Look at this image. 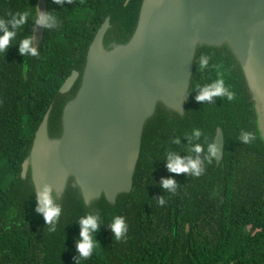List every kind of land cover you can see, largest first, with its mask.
<instances>
[{
  "label": "trees",
  "instance_id": "16d2710c",
  "mask_svg": "<svg viewBox=\"0 0 264 264\" xmlns=\"http://www.w3.org/2000/svg\"><path fill=\"white\" fill-rule=\"evenodd\" d=\"M71 0L60 7L45 0L47 11L62 21L56 30H45L39 57H22L18 46L24 35H33L32 21L0 54V264H75L78 220L99 210L103 225L123 216L129 231L115 241L107 227L97 234L93 256L80 264H264V142L258 130L254 102L241 69L229 47L200 46L197 50L191 97L181 116L159 105L144 130L142 152L130 194L112 205L105 197L86 206L78 185L71 180L58 199L63 214L55 231L36 213L35 187L29 173L22 179L35 133L50 106L51 138L62 133V113L81 79L68 95L60 87L74 70L81 74L88 48L107 17L112 28L106 42L126 43L138 23L143 0ZM38 0H0V18L14 11L36 14ZM201 53L213 56L211 75H222L238 92V101L197 103L196 85L206 81L196 63ZM225 137L224 158L206 165V173L193 178L170 174L163 156L172 138L203 130L214 142L217 129ZM241 130L255 134L250 144L239 140ZM187 146L188 141H182ZM173 176L180 185L176 194L159 186ZM166 197L165 206L158 199Z\"/></svg>",
  "mask_w": 264,
  "mask_h": 264
},
{
  "label": "water",
  "instance_id": "95a60500",
  "mask_svg": "<svg viewBox=\"0 0 264 264\" xmlns=\"http://www.w3.org/2000/svg\"><path fill=\"white\" fill-rule=\"evenodd\" d=\"M37 8L47 12L45 0ZM111 28L107 17L83 73L74 70L60 87L59 94L68 95L81 79L64 106L59 137L49 132L52 105L45 114L22 179L30 173L34 187L42 191L49 184L58 199L74 180L86 206L102 197L115 205L120 195L132 193L145 126L159 105L185 114L200 46L229 47L252 94L264 142V0H143L129 41L107 43ZM44 32H33L37 47ZM216 138L219 166L225 148L220 128Z\"/></svg>",
  "mask_w": 264,
  "mask_h": 264
},
{
  "label": "clouds",
  "instance_id": "9594fccd",
  "mask_svg": "<svg viewBox=\"0 0 264 264\" xmlns=\"http://www.w3.org/2000/svg\"><path fill=\"white\" fill-rule=\"evenodd\" d=\"M52 3L64 7L65 4H71V0H52ZM33 16L31 11H14L0 18V54L9 52L13 48L12 42L16 40L19 31L25 29V26L32 21L34 24L33 32L36 27H43L47 32L56 30L62 26V21L55 15L56 11L42 12L38 8ZM25 33V32H24ZM19 55L26 57H39L40 48L36 46L35 35H24L18 44ZM198 70L201 73H208L204 83L196 85L194 98L201 105H212L217 100H227L229 103L238 101V92L226 83L222 75L217 74L215 77L211 73L217 69L213 63V56L208 53H201L196 61ZM187 140V146L182 141ZM256 139L255 134L250 131L241 130L239 140L243 144H250ZM209 142L206 133L201 129H193L190 136L186 135L183 139L176 137L170 140L171 145L178 146L180 150L167 148L164 152L163 161L170 174L182 175L186 174L193 178H199L206 173V165L216 161L221 155V149L216 143ZM166 194H176L180 185L173 176L162 178L159 185ZM35 200L37 214L43 217L47 227L55 231L56 225L59 223L63 214V207L58 202V192L49 184L43 186V190H39L35 186ZM160 206L167 203L166 197L158 200ZM80 228V238L76 242L77 256L75 264H80V260H87L93 256L98 246H101L97 240V234L100 233L102 227H107L113 234L115 241H122L128 231L129 225L123 216H114L111 218L110 224L103 225L102 217L97 210L82 216L75 224Z\"/></svg>",
  "mask_w": 264,
  "mask_h": 264
},
{
  "label": "flooded vegetation",
  "instance_id": "af4514ba",
  "mask_svg": "<svg viewBox=\"0 0 264 264\" xmlns=\"http://www.w3.org/2000/svg\"><path fill=\"white\" fill-rule=\"evenodd\" d=\"M219 48H222V47H219ZM193 75H194V73H193ZM193 78V77H192ZM248 86V85H247ZM191 87V86H190ZM249 89V88H248ZM249 93H250V91H249ZM251 94V93H250ZM190 97H191V94H190ZM251 99H252V101H253V97H252V94H251ZM254 102V101H253ZM254 109H255V103H254ZM185 111H186V107H185ZM255 113H256V111H255ZM185 115V114H184ZM183 115V116H184ZM256 121H257V115H256ZM257 126H258V124H257ZM219 129V128H218ZM217 129V130H218ZM259 130V129H258ZM223 132V131H222ZM224 134V133H223ZM261 136V135H260ZM225 138V137H224ZM262 139V138H261ZM215 140V139H214ZM263 141V140H262ZM224 158V157H223ZM222 163V162H221ZM217 164V163H216ZM221 165V164H220ZM219 165V166H220ZM218 166V165H217Z\"/></svg>",
  "mask_w": 264,
  "mask_h": 264
}]
</instances>
